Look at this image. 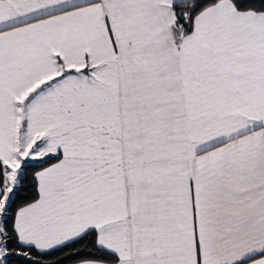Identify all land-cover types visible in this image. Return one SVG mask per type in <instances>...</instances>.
<instances>
[{"label":"snow or ice","instance_id":"6c2138e0","mask_svg":"<svg viewBox=\"0 0 264 264\" xmlns=\"http://www.w3.org/2000/svg\"><path fill=\"white\" fill-rule=\"evenodd\" d=\"M0 264H264V0H0Z\"/></svg>","mask_w":264,"mask_h":264}]
</instances>
